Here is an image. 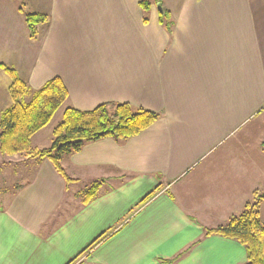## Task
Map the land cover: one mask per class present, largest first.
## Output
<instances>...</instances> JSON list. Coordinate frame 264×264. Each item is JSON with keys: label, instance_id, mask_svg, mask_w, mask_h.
Instances as JSON below:
<instances>
[{"label": "crops", "instance_id": "1", "mask_svg": "<svg viewBox=\"0 0 264 264\" xmlns=\"http://www.w3.org/2000/svg\"><path fill=\"white\" fill-rule=\"evenodd\" d=\"M138 1L48 0L32 11L48 22L17 69L31 89L59 77L64 108L128 103L160 117L123 143L106 138L62 158L75 180L67 187L49 160L19 158L0 205V264H67L103 232L73 264L180 254L172 264L246 263L240 243L204 233L264 194V156H250L264 149V0H161L145 23ZM100 180L88 203L66 198Z\"/></svg>", "mask_w": 264, "mask_h": 264}, {"label": "trees", "instance_id": "2", "mask_svg": "<svg viewBox=\"0 0 264 264\" xmlns=\"http://www.w3.org/2000/svg\"><path fill=\"white\" fill-rule=\"evenodd\" d=\"M160 1H138L144 23L147 22L150 5L159 4ZM23 17L30 38L35 37L37 26L48 22L47 15L36 12L24 13ZM158 21L167 30L173 25L170 14L165 9H160ZM0 69L10 79L7 90L11 99V104L0 114V154L49 160L63 178L66 187L75 180L69 178L61 166L62 158L79 152L87 143L106 138L123 143L140 134L160 117L156 112L134 108L128 103H103L89 111L65 107L62 120L52 129L50 146L42 149L33 148L32 136L46 127L56 111L65 104L68 97L67 89L59 77H53L45 81L40 88L33 90L20 78L15 69L2 63ZM102 183L103 180L94 182L86 189L83 204L95 197ZM152 195L153 191L141 202ZM262 200L264 194L256 196L252 202L244 205L239 214L231 216L226 224L208 229L204 235L215 234L235 240L245 248L247 257L245 264H264V224L259 217ZM106 234L107 232L100 234L67 264H73L83 252L90 249ZM181 255L167 264H172Z\"/></svg>", "mask_w": 264, "mask_h": 264}, {"label": "rangeland", "instance_id": "3", "mask_svg": "<svg viewBox=\"0 0 264 264\" xmlns=\"http://www.w3.org/2000/svg\"><path fill=\"white\" fill-rule=\"evenodd\" d=\"M47 3L48 0H0V63L16 71L20 69L19 64L22 62V57L28 47L27 41L31 40L24 23L23 14L38 9L44 10ZM9 84V77L0 69V109H4L11 104L7 90ZM63 109L64 105L56 111L50 123L41 129L38 133V136H41L31 145L33 148L35 145L42 148L50 146L52 129L62 120ZM252 149L250 150V156H264V149L258 148V145H255ZM19 158H24V156L15 155L10 157L0 154V205L5 206L10 201L12 189L17 185L13 173ZM86 189L84 184L74 185L70 187L66 198L76 192L79 199L83 200ZM260 220L264 224V207Z\"/></svg>", "mask_w": 264, "mask_h": 264}]
</instances>
